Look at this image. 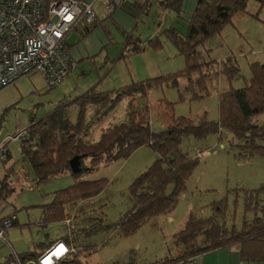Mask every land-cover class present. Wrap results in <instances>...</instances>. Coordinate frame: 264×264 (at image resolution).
Wrapping results in <instances>:
<instances>
[{
    "label": "trees",
    "instance_id": "obj_1",
    "mask_svg": "<svg viewBox=\"0 0 264 264\" xmlns=\"http://www.w3.org/2000/svg\"><path fill=\"white\" fill-rule=\"evenodd\" d=\"M126 1L128 0L121 1L113 13L122 8ZM251 1L199 0L193 15L185 20L182 17L183 0H163L161 5L164 9L172 11L176 15V20L182 21L177 24L179 27L171 26L162 31L161 35L184 59L186 63L184 70L133 82L117 91L99 92L98 87H93L72 102L63 103L46 118L40 120L30 118L29 126L22 131H28L31 139H36L38 144L26 147L20 142L21 155L33 169L37 184L66 173L71 174L73 178V184L69 188L55 192L52 194V202L42 206L41 224L49 225L71 218L76 221V218H81L84 224L79 228V234L84 237H90L99 231L105 233L120 231L123 237H130L153 220L170 217L178 207L181 196L188 193V184L199 169L200 160L205 156L211 157L219 153L215 148L198 151L193 156L182 149L186 137L201 141L217 135L219 142L222 143L224 132H227L230 135H226L225 138L229 139L232 153L237 160L249 161L256 157L264 160L263 63L254 62L250 65L251 78L246 87L235 89L231 86L229 90L219 94L218 121L208 120L207 114L199 115L195 119L186 116L176 117L175 104L165 100L163 114L169 119V124L165 130L154 132L151 129L147 105L149 94L153 91L175 89L180 103L186 101L193 103L211 96L209 86L211 81H219L225 77L232 85L234 81L243 78L234 57L227 58L221 64L216 60H206L202 51L209 41L221 35L223 30L232 24L235 16L247 13ZM257 1L262 2L264 6V0ZM113 2L114 0H110L107 5ZM91 6L93 9V5ZM93 12L96 15L94 25L86 27L82 24L83 26L68 35L66 49L69 55L71 47L69 40L72 34L75 33L82 39L100 24L96 12L94 10ZM105 13L108 15L106 7ZM161 41V38L156 36L143 43L131 36L123 45L120 60L149 50L158 51L163 48ZM208 51L210 50L206 52ZM193 59L195 62L190 63ZM73 62L75 68L70 71L67 78L77 69V63ZM33 74L38 73L33 72L30 75ZM21 79L11 86H16ZM65 80L53 87L45 83L48 88L54 89ZM122 98L129 99L127 121L112 125L97 141L88 143L86 138L93 124L102 117L99 114L112 109ZM138 101H143L142 109L135 105ZM70 108L77 110L75 121L71 120L68 113ZM89 109L94 110L93 117L89 116ZM1 123L2 121L0 125ZM146 146L158 155V159L130 185L129 198L132 204L127 212L114 224L106 221L101 211L102 207L98 213L95 210L91 213L89 209L93 204H90L98 201V197L107 189L110 182L106 178L87 180L86 177L102 166L128 160L137 150ZM220 149L225 148L222 145ZM10 158L9 151L8 158L3 162ZM76 158L80 164L77 173L73 172L71 167V161ZM86 160H89L88 163ZM14 167L12 166L10 171H13ZM13 190L8 176L0 185V203L5 202ZM205 209L209 210V213L204 215L202 211ZM89 213L91 215H88ZM13 216L16 220L12 228L19 226L16 213L1 219L0 226L4 220ZM58 241L69 245L75 244L74 237L70 240L64 237L53 245ZM52 246L40 254L30 252L19 256L24 261L38 259ZM172 246L176 249L174 255L166 256L152 264H195L204 254L234 246L241 247L242 260L264 261V185L255 190L239 187L227 190L219 200L200 209L191 210L183 230L173 235ZM74 250L70 262L84 264L81 263L79 254L82 252L81 246L76 245Z\"/></svg>",
    "mask_w": 264,
    "mask_h": 264
},
{
    "label": "rangeland",
    "instance_id": "obj_2",
    "mask_svg": "<svg viewBox=\"0 0 264 264\" xmlns=\"http://www.w3.org/2000/svg\"><path fill=\"white\" fill-rule=\"evenodd\" d=\"M261 3L252 0L248 4L247 13L235 16L232 24L228 25L221 35L209 41L202 51L206 60H216L221 64L227 58L234 57L243 78L234 81L232 85L225 77L219 81H211V96L193 103H180L175 89L151 92L147 105L151 129L154 132L165 130L169 124V119L163 114L165 100L175 104L176 117L195 119L199 115L207 114L208 120L218 121L219 94L229 90L231 86L235 89L246 87L251 78L250 65L254 62L264 64V6ZM154 14L153 11L151 18ZM152 27L149 25L145 28ZM147 29L145 30L148 31ZM157 36L162 40V49L128 56L125 60H120L122 53H119L105 61L107 55L104 54L94 62L83 65L82 69L73 71L63 84L54 89L48 88L40 75L33 74L21 79L16 86L0 92V141L26 129L31 117L36 120L46 118L63 103L72 102L93 87H98L99 92L117 91L133 82L184 70L186 63L178 55L177 49L160 32ZM207 50L210 51L206 52ZM193 62L194 59L190 61ZM142 102L138 101L135 105L142 109ZM128 106L129 99L122 98L112 109L99 114L102 117L93 124L86 141L95 142L112 125L126 122ZM68 113L71 120L75 121L76 109L70 108ZM88 114L93 117L94 110L89 109ZM226 135L230 134L224 132L222 143L217 135L201 141L192 137L184 139L182 149L193 156L198 151L215 148L219 153L200 160L199 169L188 184V193L181 196L178 207L171 215L172 224L169 217H160L130 237H123L120 231H99L90 237H84L79 234V228L84 224L81 218H76V221L71 218V230L66 221L41 224L42 206L52 202V194L69 188L73 184V178L71 174L66 173L37 184L36 175L29 162L22 159L20 142H11V158L6 162L0 160V185L10 176L14 190L5 202L0 203V220L16 213L19 226L8 230L9 243L0 240V264L6 261L12 251L18 254H40L64 237L68 240L75 238L74 248L76 245L81 246L82 252L79 254L81 263L84 264H152L166 256L174 255L176 249L172 246V238L183 230L189 209L197 210L217 201L227 190L237 187L255 190L264 185V160L259 157L249 161L237 160L232 153L229 139L225 138ZM222 145L224 150L220 149ZM157 159L158 155L146 146L137 150L128 160L102 166L87 176V180L106 178L110 182L98 197V201L90 204L93 205L89 211L92 213L95 210L98 213L102 207L106 221L109 224L116 223L132 204L129 198L130 185ZM88 161L86 160L87 163ZM12 166H15L14 170L10 171ZM239 207L241 209L242 204ZM208 211L205 209L202 213L205 215Z\"/></svg>",
    "mask_w": 264,
    "mask_h": 264
},
{
    "label": "built area",
    "instance_id": "obj_3",
    "mask_svg": "<svg viewBox=\"0 0 264 264\" xmlns=\"http://www.w3.org/2000/svg\"><path fill=\"white\" fill-rule=\"evenodd\" d=\"M123 0L106 6L110 15ZM92 6L81 0H0V90L33 72L40 74L51 87L63 82L75 64L66 49L68 35L83 26L94 25ZM23 142L36 146L28 131L0 142V160L9 155V143ZM16 217L0 226V240L7 241L8 230ZM68 228L73 220H66ZM73 244L58 241L38 259L24 261L15 251L1 264H72Z\"/></svg>",
    "mask_w": 264,
    "mask_h": 264
},
{
    "label": "crops",
    "instance_id": "obj_4",
    "mask_svg": "<svg viewBox=\"0 0 264 264\" xmlns=\"http://www.w3.org/2000/svg\"><path fill=\"white\" fill-rule=\"evenodd\" d=\"M81 1L93 5L100 24L82 39L75 33L70 37V55L77 63V69H82L83 65L94 62L104 54L107 55L105 59L107 61V58L114 57V54L122 53L124 43L131 36L146 43L155 38L159 32L161 33L171 26L179 27L177 24L182 22L176 20V15L172 11L164 9L161 5L163 0H128L112 15L105 13V7L110 0ZM198 3L199 0H183V19H190L197 9ZM153 11L155 14L151 18ZM149 25L153 27L145 28ZM169 222L171 224L173 222L171 216ZM195 264H264V261L246 262L241 258V247L234 246L204 254L197 259Z\"/></svg>",
    "mask_w": 264,
    "mask_h": 264
},
{
    "label": "water",
    "instance_id": "obj_5",
    "mask_svg": "<svg viewBox=\"0 0 264 264\" xmlns=\"http://www.w3.org/2000/svg\"><path fill=\"white\" fill-rule=\"evenodd\" d=\"M79 166H80V164H79L78 158L71 161V167H72L73 172L77 173L79 170Z\"/></svg>",
    "mask_w": 264,
    "mask_h": 264
}]
</instances>
